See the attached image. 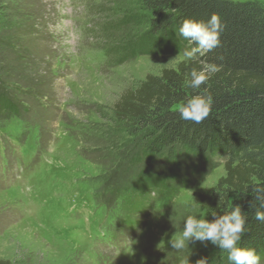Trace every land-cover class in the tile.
Instances as JSON below:
<instances>
[{
    "label": "rangeland",
    "instance_id": "374dc122",
    "mask_svg": "<svg viewBox=\"0 0 264 264\" xmlns=\"http://www.w3.org/2000/svg\"><path fill=\"white\" fill-rule=\"evenodd\" d=\"M141 1L7 0L1 7L13 58L25 62L20 75L27 88L6 89L25 109L22 116L0 118V258L13 264H179L211 250L207 241L179 251L168 241L187 215L207 219L194 193L215 187L227 173L224 162L178 151L171 161L127 166L138 148L120 128L116 102L148 75L184 60L181 54L128 57L126 49L148 27ZM144 174L163 181L169 205H161L157 188L152 193L142 185L135 197L127 194ZM127 200L138 225L124 224L114 235ZM141 201L154 202L153 209Z\"/></svg>",
    "mask_w": 264,
    "mask_h": 264
},
{
    "label": "trees",
    "instance_id": "16d2710c",
    "mask_svg": "<svg viewBox=\"0 0 264 264\" xmlns=\"http://www.w3.org/2000/svg\"><path fill=\"white\" fill-rule=\"evenodd\" d=\"M0 0V15L7 6ZM149 16L146 31L126 49L128 57L139 54L183 55L195 45L178 33L186 18L206 20L213 12L224 24L219 47L194 60L184 59L176 68L164 69L161 75H148L135 89L126 90L115 104L120 128L138 148L131 153L128 168L141 161L154 162L160 157L171 161L178 151L185 155L209 156L223 161L226 175L208 192L194 193L195 201L207 209V219L221 215L239 204L247 215L240 246L253 248L264 259V221L255 219L253 186H264V2L260 0H142ZM9 16V15H8ZM9 25V24H8ZM0 22V118L21 117L24 108L6 89L20 91V73L24 60L15 61L14 44ZM12 48V49H11ZM19 65H18V64ZM215 64L217 71L206 84L193 90L190 80L193 68L207 71ZM18 65V66H17ZM21 77V78H20ZM33 89V88H30ZM3 92H2V91ZM36 91V90H32ZM196 94H211L213 103L206 119L197 124L180 119L176 105ZM20 101V100H19ZM154 174L138 176L127 194L135 197L141 186L160 192L161 205H169L170 195L163 181ZM160 190H159V189ZM156 197L158 194H153ZM128 196V195H127ZM139 201V200H138ZM142 202V201H141ZM153 209V204L142 202ZM141 204V205H142ZM146 204V205H144ZM127 213L117 222L113 234H120L122 225L137 226L131 219L130 201L123 202ZM140 205V206H141ZM124 227V226H123ZM115 231H118L115 234ZM226 252L212 245L211 250L197 254L190 264L204 259L205 263L226 258ZM0 264H13L0 258Z\"/></svg>",
    "mask_w": 264,
    "mask_h": 264
},
{
    "label": "clouds",
    "instance_id": "9594fccd",
    "mask_svg": "<svg viewBox=\"0 0 264 264\" xmlns=\"http://www.w3.org/2000/svg\"><path fill=\"white\" fill-rule=\"evenodd\" d=\"M223 31L222 19L215 12L206 20L184 19L179 26L178 33L195 46L186 49L183 58L194 60L197 54L203 55L219 47ZM217 70L215 64H209L207 71L193 68L190 80H186L185 83L193 90L200 89L201 85L206 84L210 75ZM212 103L211 94H196L188 98L186 102L177 104L176 110L180 119L199 124L208 117ZM252 192L254 193L253 200L258 202V206L250 203L249 207L255 208L256 220L264 221V186L257 181ZM213 217L214 219L210 221L205 217L187 215L182 230L168 241L171 248L179 251L189 246L190 242L207 241L226 252L228 264H261V257L255 249L240 246L247 222V215L242 211L241 205H233L224 214H213ZM179 264H190L188 257L180 258ZM196 264H205V261L201 259Z\"/></svg>",
    "mask_w": 264,
    "mask_h": 264
}]
</instances>
